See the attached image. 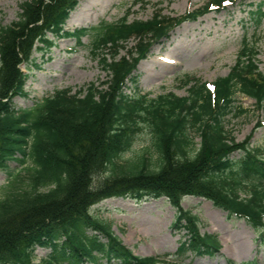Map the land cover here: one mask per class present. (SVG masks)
Segmentation results:
<instances>
[{"label":"trees","instance_id":"obj_1","mask_svg":"<svg viewBox=\"0 0 264 264\" xmlns=\"http://www.w3.org/2000/svg\"><path fill=\"white\" fill-rule=\"evenodd\" d=\"M235 1L209 0L198 12L172 21L157 13L148 21L128 22L124 17L64 33L79 42L92 37L91 51L109 73L105 84L111 89L101 91L92 84L75 94L58 91L21 112L10 104L22 94L20 64L29 62L36 41L53 45L45 32L60 34L77 0H28L18 22L0 27V169L10 181L0 199V264H34L35 245L51 249L44 259L49 264L98 263L100 258L118 264H166L134 255L109 223L91 214L94 205L110 198H167L178 213L173 226L187 237L181 252L213 257L221 247L218 236L202 234L199 218L181 207L186 196L211 200L229 218L261 228L264 246V157L236 145L226 130L228 116L246 113L235 106L238 93L259 105L264 102V75L255 45L245 42L230 74L218 79L214 90L188 78L185 84H195L187 97L168 94L149 100L139 90L127 93L128 82H137L131 76L139 60L155 42L184 21ZM251 15L259 26L262 9ZM132 40L142 42L135 53L122 56ZM12 91L10 101H2ZM144 129L152 137L157 168L151 169L144 155L120 164ZM192 131L201 139L198 146ZM236 149L243 153L238 160L231 158ZM15 156L22 165L32 162L28 184L11 173L9 163Z\"/></svg>","mask_w":264,"mask_h":264},{"label":"rangeland","instance_id":"obj_2","mask_svg":"<svg viewBox=\"0 0 264 264\" xmlns=\"http://www.w3.org/2000/svg\"><path fill=\"white\" fill-rule=\"evenodd\" d=\"M27 1L0 0V27L18 22L22 14L21 6ZM208 1L77 0L76 7L63 25V31L60 34L45 32L53 45L47 47L41 41H36L29 62L20 64L24 75L22 94L12 98L11 107L21 112L35 107L58 91L71 90L75 94L87 90L92 84L101 91L111 89L105 84L110 82L109 73L91 51L92 37L85 36L79 42L77 38L65 36L64 33L115 23L124 17L128 22L148 21L157 13L172 21L188 12H198ZM257 7L264 12V0H240L193 21L188 19L173 28L168 33L169 38L164 37L155 42L145 58L139 60L131 76L137 82H128L127 93L139 90L149 100L168 94L187 97L190 87L195 84V81L190 85L185 84L188 78L198 80L200 84H214L218 79L228 76L245 42L248 46L255 45L258 50L259 71L264 75V17L262 23L256 26L251 15ZM141 42L132 40L126 45L122 56L128 51H136ZM14 91L5 94L2 101H10L9 97ZM235 98V106L246 113L238 111L235 116H228L226 130L235 138L236 145L258 150L264 157V102L259 105L256 100L241 93ZM190 133L198 146L201 141L199 135L194 131ZM151 145L152 137L144 129L137 134L132 150L120 164L144 155L149 167L156 169L158 156ZM242 155L238 149L231 158L238 160ZM17 158L15 156L9 163L11 173L19 175L20 180L28 184L27 169L32 167V162L22 165ZM9 182L7 172L0 169V199L4 197V191L8 190ZM245 188L248 191L249 188ZM41 189L46 191V188ZM241 194L245 197V192ZM181 207L198 216L202 234L219 237L221 247L218 254L210 257L198 256L189 250L180 251L187 237L184 231L178 232L173 226L177 220V209L165 197L142 201L110 198L94 205L91 214L109 223L115 235L139 257H157L166 264H264V246L259 241L261 228L257 230L241 218H229L228 212L205 198L186 196L182 199ZM33 250L34 264H49L44 260L52 252L49 247L35 245ZM100 260L98 263L86 261L83 264H118L116 261L109 263Z\"/></svg>","mask_w":264,"mask_h":264},{"label":"bare ground","instance_id":"obj_3","mask_svg":"<svg viewBox=\"0 0 264 264\" xmlns=\"http://www.w3.org/2000/svg\"><path fill=\"white\" fill-rule=\"evenodd\" d=\"M167 38H169V37H167ZM165 39H166V38H165ZM171 65H175V64H170V66H171Z\"/></svg>","mask_w":264,"mask_h":264},{"label":"snow or ice","instance_id":"obj_4","mask_svg":"<svg viewBox=\"0 0 264 264\" xmlns=\"http://www.w3.org/2000/svg\"><path fill=\"white\" fill-rule=\"evenodd\" d=\"M226 2H227V0H226Z\"/></svg>","mask_w":264,"mask_h":264}]
</instances>
